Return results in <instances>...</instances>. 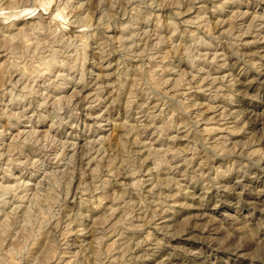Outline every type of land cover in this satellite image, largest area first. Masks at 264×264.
Instances as JSON below:
<instances>
[{
  "label": "clouds",
  "instance_id": "1",
  "mask_svg": "<svg viewBox=\"0 0 264 264\" xmlns=\"http://www.w3.org/2000/svg\"><path fill=\"white\" fill-rule=\"evenodd\" d=\"M0 264H264V0H0Z\"/></svg>",
  "mask_w": 264,
  "mask_h": 264
}]
</instances>
